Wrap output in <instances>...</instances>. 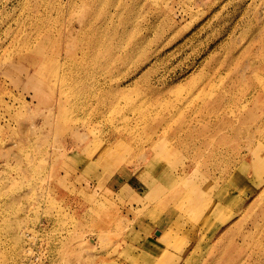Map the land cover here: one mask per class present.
<instances>
[{
    "label": "rangeland",
    "instance_id": "obj_1",
    "mask_svg": "<svg viewBox=\"0 0 264 264\" xmlns=\"http://www.w3.org/2000/svg\"><path fill=\"white\" fill-rule=\"evenodd\" d=\"M0 264H264V0H0Z\"/></svg>",
    "mask_w": 264,
    "mask_h": 264
}]
</instances>
